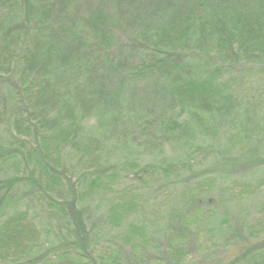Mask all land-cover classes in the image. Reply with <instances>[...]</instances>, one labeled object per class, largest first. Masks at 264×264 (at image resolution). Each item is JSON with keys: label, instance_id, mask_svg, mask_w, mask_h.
I'll list each match as a JSON object with an SVG mask.
<instances>
[{"label": "trees", "instance_id": "trees-1", "mask_svg": "<svg viewBox=\"0 0 264 264\" xmlns=\"http://www.w3.org/2000/svg\"><path fill=\"white\" fill-rule=\"evenodd\" d=\"M263 142L264 0H0L8 264H264Z\"/></svg>", "mask_w": 264, "mask_h": 264}, {"label": "rangeland", "instance_id": "rangeland-1", "mask_svg": "<svg viewBox=\"0 0 264 264\" xmlns=\"http://www.w3.org/2000/svg\"><path fill=\"white\" fill-rule=\"evenodd\" d=\"M229 140L230 143L233 145V141L231 139V136H227L226 138L222 139V141ZM264 145V142H263ZM119 185H115L114 188L109 189V195H111V200L116 199L115 202H119L122 204H130L133 200L140 202L139 206H147L148 205V211L150 212V216L153 218H160L161 217V211L164 210L163 208L167 207L168 202L172 201L171 199L175 195H181V191L175 187L173 190L168 189L169 191L156 194H148V191H151L153 189V186L150 185L149 188L146 189V187L142 186H135L134 183H129L127 180L123 179L121 182H119ZM260 191V198L257 204L256 214H263V205H264V184L258 186V187H238V188H229L224 191V194L221 196L222 203L227 204L231 203L235 208L238 206L239 210L242 209L241 206H239V200L238 198H241L242 195L248 194L253 191ZM183 194V193H182ZM263 194V195H261ZM114 202V204H115ZM263 202V204H262ZM190 221L193 223L195 221V218L191 217ZM211 242L210 238L204 237L203 234H201V246L207 247ZM12 243L10 242H0V264H8L12 261H15L16 258L21 254L20 251L23 252L25 249V246H22L20 248H17L19 251H17L14 246L10 245ZM48 244L47 238L44 236L38 237L29 244V247L31 250L35 249H42ZM27 248V247H26ZM193 258L191 256H188L186 258V261L184 264H187L189 261H191Z\"/></svg>", "mask_w": 264, "mask_h": 264}]
</instances>
